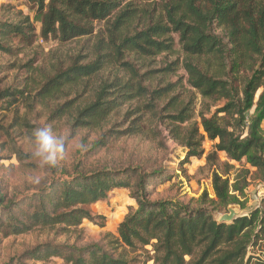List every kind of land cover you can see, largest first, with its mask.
<instances>
[{"label":"trees","instance_id":"1","mask_svg":"<svg viewBox=\"0 0 264 264\" xmlns=\"http://www.w3.org/2000/svg\"><path fill=\"white\" fill-rule=\"evenodd\" d=\"M29 1L45 39L54 36L66 42L88 36L96 22H108V36L98 40L95 59L88 63L76 59L46 76L34 59L20 64L25 77L0 91V108L10 110L31 95L41 101L56 96L118 64L117 72L100 80L93 99L76 109L73 127L99 128L102 132L94 146L106 147L122 136L143 133L149 114L164 124L169 119V133L187 150L179 164L183 171L191 157L204 154L206 138L215 141L207 156V164L214 167L215 197L207 191L198 203L195 199L185 202L155 197L158 185L171 180V176L165 178V168L147 170L131 165L86 171L75 167L71 172L53 174L45 186L32 193L13 198L0 194L1 233L8 237L52 228L61 235L78 229L85 219H105L91 206L107 201L115 189H128L137 207H131L119 224L118 236L83 246L45 241L5 264L45 263L53 257L66 264H137L141 260L130 258L129 253L138 250L143 251L145 262L153 260L154 264H264L263 255L251 253L255 246L264 247V207L231 223L219 221L216 214L219 208L241 204L237 193H244L251 173L240 169L231 182L235 167L221 162L219 152L264 174V0ZM11 8L2 9L0 15V53L18 57L35 44L38 28L29 15L22 11L12 14ZM174 36L187 54L182 65L187 82L208 109L199 114L200 122L186 130L181 124L195 117L196 103L181 99L184 83L178 79L155 89L146 85L156 72L165 77L176 74L179 59L142 74L135 59L126 60L175 55ZM148 98L149 102L126 112L128 126L118 129L123 124L116 121L105 128L123 106ZM168 98L167 113L159 118L154 113L155 103ZM221 101L223 104H216ZM212 106L216 107L213 111ZM72 110L73 104L66 101L54 113L63 117ZM148 245L153 255L145 248Z\"/></svg>","mask_w":264,"mask_h":264},{"label":"rangeland","instance_id":"2","mask_svg":"<svg viewBox=\"0 0 264 264\" xmlns=\"http://www.w3.org/2000/svg\"><path fill=\"white\" fill-rule=\"evenodd\" d=\"M137 5V4H136ZM141 5V4H139ZM149 8L153 4H147ZM11 13L22 11L29 15L36 22L38 28V38L32 47L27 48L18 57L0 53V91L12 87L16 81L25 77V72L20 69V64L29 59L35 60V65L41 67L44 76L54 73L55 68L67 67L76 59H81L82 63H88L95 59L97 43L100 38L108 36V22H96L94 31L88 36L79 37L70 41L63 42L51 36L48 39L41 37V23L36 21V10L29 0H0V15L2 9H9ZM114 16L109 18L113 21ZM176 40L175 55L163 54L156 58H149L146 61L137 57H128L126 60H133L137 63L142 73L159 70L166 67L170 62L179 59L180 68L176 74L170 76L156 72L154 80L147 82L151 89L162 87L168 82L178 79L184 83L180 93H184L182 100L196 103L195 117L187 123L181 124V128L186 130L191 124L200 122L199 114L207 112L206 103L203 104L201 95L187 82L188 74L183 69V62L187 54L181 50L178 36ZM4 65H10L6 68ZM15 65V66H13ZM120 69L118 64L111 65L99 76L84 81L78 85L68 86L62 93L47 98L45 100L31 99L15 104L10 110L0 108V194H5L9 198L18 197L32 193L45 186L53 174L71 172L75 167L83 170H94L103 167L122 168L126 166H136L143 169L152 170L165 168V178L171 176V180L160 183L155 197L175 198L181 201L198 199L204 192H208L211 197H215L212 187V176L214 167L207 164V156L214 150V143L208 138L203 142L205 152L202 156L191 157L188 163L184 164L185 171L180 170L179 164L185 159L187 150L182 147L177 140L169 133L167 126L160 121V116L165 115L164 107L170 98L156 102V110L159 118L149 114L144 132L133 136H122L106 147H95L94 143L100 139L101 130L99 128H74L73 116L76 109L89 103L96 92L100 80L111 73ZM142 69V70H141ZM122 74V72H121ZM151 74V73H150ZM38 80H41L38 76ZM259 94V93H258ZM258 94L256 98L258 97ZM171 94L170 97L174 96ZM70 101L74 106L71 113H66L63 117H57L54 113L57 107L63 102ZM147 100H135L123 106L117 114L112 115L106 129L113 122H119L118 129L128 126L125 114L128 110H134L138 105H142ZM224 101L216 104H223ZM216 107L212 106V111ZM171 113L174 111H170ZM51 126L54 134L65 137L64 154L57 159L55 166H41L39 160L32 153L35 150L32 132L34 128ZM264 127V123H263ZM78 145L80 147H78ZM219 158L223 163L234 165L231 172V182L234 181L238 170L250 169L248 177L249 185L244 193H237L240 198V208L244 214H250L253 209L264 207V174L250 167L243 162L229 160L225 153L219 152ZM136 208V202L131 197L128 189H115L110 193L107 201H100L91 206L96 215L104 216L105 219L98 217L96 221L85 219L82 225L68 233L57 235L52 228H36L33 231L21 234L5 236L0 232V264H5L12 257L20 256L25 250L30 249L38 243L45 241H55L57 243L77 244L83 246L91 243L104 242L107 236H118V227L130 208ZM216 212L220 218L222 214L229 210L219 208ZM261 244V241H260ZM153 255L152 246L145 247ZM264 247L255 246L251 253L264 256ZM142 250L130 252L129 257L137 256V264H154L153 260L148 262ZM190 260V257H187ZM31 264H66L61 258L53 257L49 261L30 262Z\"/></svg>","mask_w":264,"mask_h":264},{"label":"clouds","instance_id":"3","mask_svg":"<svg viewBox=\"0 0 264 264\" xmlns=\"http://www.w3.org/2000/svg\"><path fill=\"white\" fill-rule=\"evenodd\" d=\"M32 136L35 144L32 155L39 160L41 166H55L57 159L64 154L65 137L54 134L51 126L34 128Z\"/></svg>","mask_w":264,"mask_h":264},{"label":"water","instance_id":"4","mask_svg":"<svg viewBox=\"0 0 264 264\" xmlns=\"http://www.w3.org/2000/svg\"><path fill=\"white\" fill-rule=\"evenodd\" d=\"M228 213L222 214L219 218V221L231 223L235 218L243 215V209L240 208L239 204H232L227 208Z\"/></svg>","mask_w":264,"mask_h":264}]
</instances>
